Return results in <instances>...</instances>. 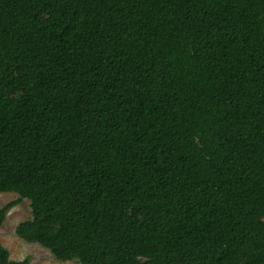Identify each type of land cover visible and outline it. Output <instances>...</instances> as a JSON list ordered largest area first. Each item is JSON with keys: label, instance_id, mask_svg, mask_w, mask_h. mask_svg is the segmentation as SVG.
Instances as JSON below:
<instances>
[{"label": "trees", "instance_id": "obj_1", "mask_svg": "<svg viewBox=\"0 0 264 264\" xmlns=\"http://www.w3.org/2000/svg\"><path fill=\"white\" fill-rule=\"evenodd\" d=\"M3 192L59 261L264 264V0H0Z\"/></svg>", "mask_w": 264, "mask_h": 264}, {"label": "rangeland", "instance_id": "obj_2", "mask_svg": "<svg viewBox=\"0 0 264 264\" xmlns=\"http://www.w3.org/2000/svg\"><path fill=\"white\" fill-rule=\"evenodd\" d=\"M18 196L13 192L0 193V207L15 201ZM31 217L29 201L22 199L6 214L0 226V244L4 246L11 260L28 258L29 264H80L76 260L59 261L47 249L36 243H27L15 234V227Z\"/></svg>", "mask_w": 264, "mask_h": 264}]
</instances>
